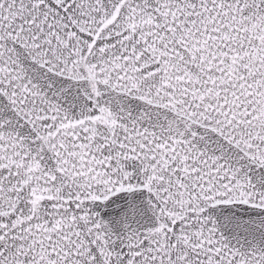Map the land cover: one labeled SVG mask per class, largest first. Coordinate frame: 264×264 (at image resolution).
Instances as JSON below:
<instances>
[{
    "label": "snow or ice",
    "instance_id": "6c2138e0",
    "mask_svg": "<svg viewBox=\"0 0 264 264\" xmlns=\"http://www.w3.org/2000/svg\"><path fill=\"white\" fill-rule=\"evenodd\" d=\"M0 264H264V0H0Z\"/></svg>",
    "mask_w": 264,
    "mask_h": 264
}]
</instances>
